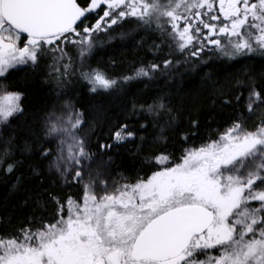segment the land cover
<instances>
[{"label":"snow or ice","instance_id":"obj_1","mask_svg":"<svg viewBox=\"0 0 264 264\" xmlns=\"http://www.w3.org/2000/svg\"><path fill=\"white\" fill-rule=\"evenodd\" d=\"M125 23L158 33L151 48L167 47L166 57L123 75L94 66L101 36L113 39ZM255 54L264 56V0H0V140L8 145L0 148V168L11 174L18 166L9 162L13 121L26 112L24 92L7 82L12 72L54 82L59 100L80 84L92 94L115 92L162 67L195 71ZM231 87L235 93L220 92L232 113L215 138L196 144L200 120L192 119L193 131L182 137L187 147L146 155L133 175L113 176V158L92 151L83 108L71 99L47 108L39 154L58 184L78 191H29L16 227L0 214V264H264V83L248 77ZM138 108L167 114L166 126L177 119L164 97ZM136 138L123 123L110 131L113 143L98 147ZM159 140H168L164 127ZM33 147L25 141V151Z\"/></svg>","mask_w":264,"mask_h":264},{"label":"trees","instance_id":"obj_2","mask_svg":"<svg viewBox=\"0 0 264 264\" xmlns=\"http://www.w3.org/2000/svg\"><path fill=\"white\" fill-rule=\"evenodd\" d=\"M120 33L125 35L121 36ZM112 36L114 38L111 40L101 36L104 43L90 62L94 66L102 64L115 75L128 73L140 63L161 62L169 51L167 47H163L159 53H154L151 45L154 42L160 43L158 33L136 29L134 23L123 24ZM248 77H255L258 84L264 83V56L253 55L236 61L218 59L207 65H200L195 71H189L187 64L169 70L162 67L151 80L139 78L122 85V90L115 92L101 91L92 94L80 84L66 89L58 100L54 95V82H46L42 75L33 77L21 71L12 72L7 82L12 90L24 92L23 105L26 112L19 121H13V135L16 139L11 145L9 162L18 161V166L11 174L0 168V214L11 216L14 221L6 227L18 225V217L22 213L17 209L29 191H44L45 195L47 191L62 194L78 191L58 184L56 177L47 172L46 161L39 154V147L43 142V137L39 136L41 120L43 113L51 105L71 99L78 107L83 108L88 121L86 131L91 138L92 151L104 160L109 156L113 158V176H118L119 173L133 175L136 170L145 167L143 158L146 155L160 148H168L179 154L182 147H187L182 137L183 133L193 131L189 124L192 119L200 120L199 132L193 136L196 144L209 135L215 138L216 130L227 126L226 122L232 113V109L223 104L220 92L235 93L236 89L231 85L237 79L246 80ZM158 97L166 98L172 115L177 117L171 126L164 123L168 119L165 113L154 116L139 111V104H150ZM134 102L137 104L136 114H133ZM123 123L131 125L137 131V138L113 144L107 151L100 150L98 144L113 143L110 131ZM145 123L148 127L141 128L140 125ZM25 124L39 136L38 139H33ZM160 127L165 129L168 137L166 143L159 140ZM141 136L144 138L142 146ZM25 141L34 145L32 151L24 150ZM5 147L8 145L0 140V148ZM138 147H141L140 151H137ZM35 168H39L47 178L34 175ZM17 177L21 178L19 182Z\"/></svg>","mask_w":264,"mask_h":264},{"label":"rangeland","instance_id":"obj_3","mask_svg":"<svg viewBox=\"0 0 264 264\" xmlns=\"http://www.w3.org/2000/svg\"><path fill=\"white\" fill-rule=\"evenodd\" d=\"M255 55H259V54H255ZM251 122H252V121L250 120V121H249V124H251ZM115 175H116V174H115Z\"/></svg>","mask_w":264,"mask_h":264}]
</instances>
